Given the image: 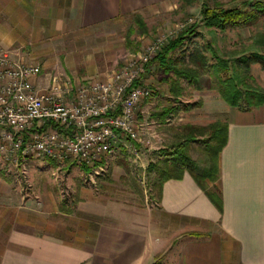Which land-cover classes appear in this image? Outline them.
Instances as JSON below:
<instances>
[{
    "label": "rangeland",
    "instance_id": "1",
    "mask_svg": "<svg viewBox=\"0 0 264 264\" xmlns=\"http://www.w3.org/2000/svg\"><path fill=\"white\" fill-rule=\"evenodd\" d=\"M70 2L0 0V52L18 64L38 66L40 74L32 79L36 89L48 92L55 84L66 102L75 101L79 89L109 80H134L133 87L151 95L134 111L138 140L122 141L92 169L45 160L15 168L0 157V248L17 208L49 222L48 231L68 243L91 244L99 238L96 230L104 220H82L74 213L81 201L114 202L135 213V221L150 216L153 222L155 168L162 167L173 146L187 140L183 128L225 125L230 105L220 89L233 88L241 109L251 107L246 94L264 93V70L245 64L254 54L264 57V0H164L92 25L81 22ZM226 9H237L243 17L255 10L257 21L209 27L205 16ZM208 134L188 145L197 172L210 165ZM45 212L50 216L43 219ZM186 236L200 241L207 233L179 239ZM166 257L164 252L156 262Z\"/></svg>",
    "mask_w": 264,
    "mask_h": 264
},
{
    "label": "crops",
    "instance_id": "2",
    "mask_svg": "<svg viewBox=\"0 0 264 264\" xmlns=\"http://www.w3.org/2000/svg\"><path fill=\"white\" fill-rule=\"evenodd\" d=\"M163 1L71 0L70 7L84 25H92ZM225 125L213 184L221 210L187 172L161 185L153 222L150 216L135 221V213L114 202H78L74 213L81 219L105 221L91 244L68 243L48 231L49 222L17 208L2 241L0 264H153L164 252L169 257L161 264H264V104L230 107ZM43 214V219L50 216ZM106 222L112 223L109 232ZM197 232L207 236L179 239Z\"/></svg>",
    "mask_w": 264,
    "mask_h": 264
},
{
    "label": "built area",
    "instance_id": "3",
    "mask_svg": "<svg viewBox=\"0 0 264 264\" xmlns=\"http://www.w3.org/2000/svg\"><path fill=\"white\" fill-rule=\"evenodd\" d=\"M39 74L38 66L18 64L0 52V157L4 161L15 168L45 160L92 169L122 141L138 140L134 111L151 95L148 89L133 87L134 80H109L79 89L76 100L66 102L55 84L50 93L36 89L32 79Z\"/></svg>",
    "mask_w": 264,
    "mask_h": 264
},
{
    "label": "trees",
    "instance_id": "4",
    "mask_svg": "<svg viewBox=\"0 0 264 264\" xmlns=\"http://www.w3.org/2000/svg\"><path fill=\"white\" fill-rule=\"evenodd\" d=\"M257 10V13L263 12L259 8H257ZM205 17L209 27H216L219 29H223L225 26H238L240 24L249 25L253 20L254 22L257 21V14L255 10L254 13L251 15L249 14L247 17H243L237 9H226L217 14L206 15ZM160 59H163V57ZM245 64L247 66L250 64H258L261 66L262 70H264V57L254 54L245 61ZM232 91L233 88H230L228 92L224 89H220L222 98L229 103L230 107L237 108L236 104L240 95L232 93ZM246 96V102L249 106H251L250 108H252L254 104L256 106L264 104V93L261 91H257L254 95L246 94ZM160 116L162 117L166 115L164 113ZM183 131L184 137L187 140L173 146L165 160L162 161V167L155 168L158 177V192L160 191L163 183L168 180H179L182 178L184 172H187L219 211L221 210L220 198L218 190L213 184H215L218 175V156L226 143V125H219L215 123L206 128L186 126L183 128ZM206 131L209 133L206 143V154L209 158L210 165L209 168L204 169L202 172H197L195 162L187 151L188 145L191 144L198 136L204 135ZM152 168L153 166H149L148 169L151 170ZM83 169H86V167H83ZM206 183L213 185L212 188L208 189ZM153 264L160 263L155 261Z\"/></svg>",
    "mask_w": 264,
    "mask_h": 264
}]
</instances>
